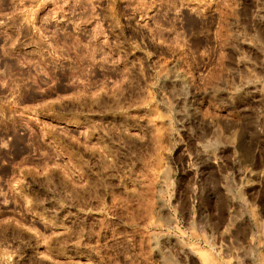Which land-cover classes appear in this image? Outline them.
Here are the masks:
<instances>
[{"label":"rangeland","instance_id":"obj_1","mask_svg":"<svg viewBox=\"0 0 264 264\" xmlns=\"http://www.w3.org/2000/svg\"><path fill=\"white\" fill-rule=\"evenodd\" d=\"M0 264H264V0H0Z\"/></svg>","mask_w":264,"mask_h":264}]
</instances>
